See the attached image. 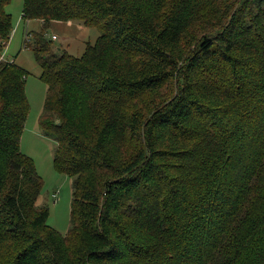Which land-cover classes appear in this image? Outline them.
<instances>
[{
  "label": "trees",
  "instance_id": "trees-1",
  "mask_svg": "<svg viewBox=\"0 0 264 264\" xmlns=\"http://www.w3.org/2000/svg\"><path fill=\"white\" fill-rule=\"evenodd\" d=\"M0 264H264V0H22L46 85L39 127L72 180L63 236L20 152L27 72L3 58ZM99 37L52 49V22ZM63 51V52H62ZM55 196L53 195V198Z\"/></svg>",
  "mask_w": 264,
  "mask_h": 264
},
{
  "label": "rangeland",
  "instance_id": "rangeland-1",
  "mask_svg": "<svg viewBox=\"0 0 264 264\" xmlns=\"http://www.w3.org/2000/svg\"><path fill=\"white\" fill-rule=\"evenodd\" d=\"M5 10L12 17L13 30L2 56L8 62L14 61L27 72L25 95L29 111L20 137V152L33 161L36 172L43 181L38 204L49 210L47 225L64 236L70 226L72 180L53 168L56 144L45 137L39 127L46 85L39 79L41 70L31 50L24 47L25 42L31 43L30 34L41 30V23L39 20H21L22 0H11ZM45 35L52 42L54 51L63 50L79 57L86 46L94 44L100 34L96 28L85 27L80 21H69L50 23L45 29Z\"/></svg>",
  "mask_w": 264,
  "mask_h": 264
},
{
  "label": "built area",
  "instance_id": "built-area-1",
  "mask_svg": "<svg viewBox=\"0 0 264 264\" xmlns=\"http://www.w3.org/2000/svg\"><path fill=\"white\" fill-rule=\"evenodd\" d=\"M52 39H55V37H52Z\"/></svg>",
  "mask_w": 264,
  "mask_h": 264
},
{
  "label": "crops",
  "instance_id": "crops-1",
  "mask_svg": "<svg viewBox=\"0 0 264 264\" xmlns=\"http://www.w3.org/2000/svg\"><path fill=\"white\" fill-rule=\"evenodd\" d=\"M23 36H24V34H23Z\"/></svg>",
  "mask_w": 264,
  "mask_h": 264
}]
</instances>
